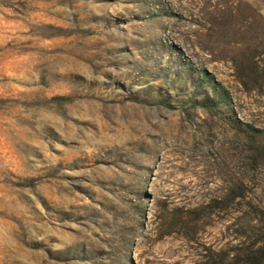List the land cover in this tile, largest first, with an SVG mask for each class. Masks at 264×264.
Returning <instances> with one entry per match:
<instances>
[{"label": "rangeland", "instance_id": "obj_1", "mask_svg": "<svg viewBox=\"0 0 264 264\" xmlns=\"http://www.w3.org/2000/svg\"><path fill=\"white\" fill-rule=\"evenodd\" d=\"M264 0H0V264H264Z\"/></svg>", "mask_w": 264, "mask_h": 264}, {"label": "trees", "instance_id": "obj_2", "mask_svg": "<svg viewBox=\"0 0 264 264\" xmlns=\"http://www.w3.org/2000/svg\"><path fill=\"white\" fill-rule=\"evenodd\" d=\"M259 250L264 251V245L259 247Z\"/></svg>", "mask_w": 264, "mask_h": 264}]
</instances>
